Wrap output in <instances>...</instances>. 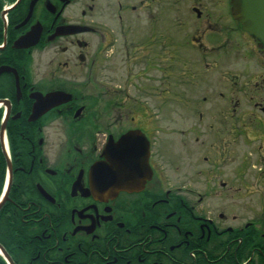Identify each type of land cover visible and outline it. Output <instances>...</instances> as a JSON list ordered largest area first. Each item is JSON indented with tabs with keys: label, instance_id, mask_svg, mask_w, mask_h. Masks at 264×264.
Returning <instances> with one entry per match:
<instances>
[{
	"label": "flooded vegetation",
	"instance_id": "flooded-vegetation-1",
	"mask_svg": "<svg viewBox=\"0 0 264 264\" xmlns=\"http://www.w3.org/2000/svg\"><path fill=\"white\" fill-rule=\"evenodd\" d=\"M0 264H264V42L231 0H0Z\"/></svg>",
	"mask_w": 264,
	"mask_h": 264
},
{
	"label": "water",
	"instance_id": "water-1",
	"mask_svg": "<svg viewBox=\"0 0 264 264\" xmlns=\"http://www.w3.org/2000/svg\"><path fill=\"white\" fill-rule=\"evenodd\" d=\"M231 3L235 18L243 23L246 30L264 42V0H231ZM111 176L115 178L114 175ZM109 182L104 186L108 191L114 190L116 185Z\"/></svg>",
	"mask_w": 264,
	"mask_h": 264
},
{
	"label": "rangeland",
	"instance_id": "rangeland-1",
	"mask_svg": "<svg viewBox=\"0 0 264 264\" xmlns=\"http://www.w3.org/2000/svg\"><path fill=\"white\" fill-rule=\"evenodd\" d=\"M176 108L180 111V112H182V113H190V107H189V105H187V104H178V105H176ZM175 112H177L178 113V111H175ZM245 146H246V144L245 143H241L240 145H238V147L236 148V150H237V152H238V156H241V157H243V154L241 153L242 152V150L240 149V151L241 152H239L238 151V149H239V147L240 148H245ZM253 156H254V154H253ZM239 164V163H238ZM240 165H242V164H240ZM243 166V165H242ZM256 166H259V164H256ZM237 168H239L240 166H236ZM243 171H245V167L243 168ZM247 171V170H246ZM242 194H243V190H242Z\"/></svg>",
	"mask_w": 264,
	"mask_h": 264
}]
</instances>
